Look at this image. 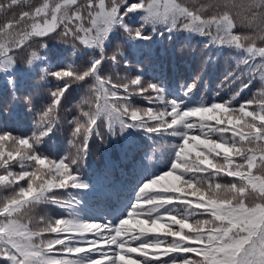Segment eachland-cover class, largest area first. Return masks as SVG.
Masks as SVG:
<instances>
[{
	"label": "snow or ice",
	"instance_id": "6c2138e0",
	"mask_svg": "<svg viewBox=\"0 0 264 264\" xmlns=\"http://www.w3.org/2000/svg\"><path fill=\"white\" fill-rule=\"evenodd\" d=\"M21 5L28 10L0 23V74L16 85L13 92L19 90L12 79L17 69L13 53L33 38L49 37L62 28L65 38L78 41L84 55H91L83 66L44 70L41 79L51 77L57 83L50 103L37 114L31 135L0 130V189L7 193L0 196V260L264 264V46L257 44L264 45V0H212L192 6L180 0H41L35 6L30 0H0V16ZM238 23L248 31L236 32ZM177 30L207 37L206 46L237 50L240 75L230 71L224 78L225 83L240 81L235 95L220 102L186 103L168 98L157 81L145 86L140 74L116 80L102 75L108 61L115 66L123 55L119 51L106 55L114 32H122L125 44L132 47ZM36 59L33 52L28 64ZM257 74L261 91L241 102L238 97ZM197 80L180 86L183 96L195 95ZM76 85H88L89 93L80 101L78 116L68 122L74 125L72 136L80 141L73 145L77 153L53 160L40 147L54 133L61 102ZM137 95L156 107L133 106ZM32 104L25 96L29 112ZM100 122H106L114 136L137 129L175 138L162 149L165 170L140 183L130 210L110 223L85 219L75 196L62 200L55 194L68 188L91 190L80 174V162L88 156L93 134L101 136ZM222 177L231 179L221 182ZM42 203L60 207L67 216L41 217L34 229L29 214Z\"/></svg>",
	"mask_w": 264,
	"mask_h": 264
},
{
	"label": "trees",
	"instance_id": "16d2710c",
	"mask_svg": "<svg viewBox=\"0 0 264 264\" xmlns=\"http://www.w3.org/2000/svg\"><path fill=\"white\" fill-rule=\"evenodd\" d=\"M30 2L35 6L41 0H30ZM180 2L192 6L208 4L212 0H180ZM21 10L28 8L21 5L13 9L7 16H0V23L5 22L13 13L18 15ZM247 31V28L238 23L236 32ZM62 33L61 28L49 37L33 38L22 51L13 53L17 69L12 79L18 81L19 90L13 92L16 85L9 83L7 75L0 74V130L10 131L16 135H31L37 114L50 103V91L55 89L57 83L51 77L41 79L44 70H59L67 68L69 64L83 66L84 61L91 55L89 52V56H85L86 50L83 46L71 37L65 38ZM207 44V37L177 30L171 34L165 32L162 37L159 34L153 35L151 41L129 47L124 42V34L117 31L112 34L105 51L109 57L117 51L123 55L119 56L115 66L108 61L102 75L112 76L116 80L118 76L131 78L140 74L144 77L145 86L151 80L157 81L168 98H181L186 103L193 100H203L207 103L228 100L241 87L238 80L224 82L225 76L230 71L235 72L237 76L240 75L236 71L239 62L237 50L218 44L209 47L206 46ZM257 44L264 46L259 41ZM33 52L37 53L39 59L34 60L33 65L30 66L28 60ZM243 79L247 83L249 76L245 75ZM193 80H197L195 95L183 96L180 86L191 84ZM91 83L89 80V85ZM87 88L88 85L84 87L76 85L65 94L58 109L55 131L40 147V151L50 159L57 160L76 155L77 148L73 145H78L80 141L72 136L74 125L68 122L78 116L80 101L89 94ZM261 89L260 78L256 76L251 87L238 99L241 102L252 99ZM25 96H30L33 100L31 112L24 106ZM132 104L142 108L156 107L149 105L145 98L139 95L132 98ZM84 107L86 110V106ZM98 130L101 136L93 134L89 142L88 156L80 162V174L88 180L91 190L68 188L56 190L55 194L62 200L75 196L76 200L82 203L76 206L81 209L80 215L85 219L110 223L116 222L130 210L140 183L152 174L165 170L166 153H162V149L175 143V138L148 134L137 129H129L122 134L117 132L114 136L108 132L106 122H100ZM106 156L109 158V167L105 163ZM144 165H147V168L142 170ZM13 170L19 171L18 165H13ZM229 179L231 178L222 177L221 182ZM21 183L25 182L21 181ZM100 185L104 186L106 196L99 195L102 193ZM6 194L5 190L0 189V196ZM29 215L35 229L39 226L38 221L41 217L45 219L66 217L67 211L51 203H42L32 209ZM0 264L7 262L0 260Z\"/></svg>",
	"mask_w": 264,
	"mask_h": 264
},
{
	"label": "rangeland",
	"instance_id": "374dc122",
	"mask_svg": "<svg viewBox=\"0 0 264 264\" xmlns=\"http://www.w3.org/2000/svg\"><path fill=\"white\" fill-rule=\"evenodd\" d=\"M232 52L234 53L235 51H232ZM256 76L258 77V76H259V74H257Z\"/></svg>",
	"mask_w": 264,
	"mask_h": 264
}]
</instances>
